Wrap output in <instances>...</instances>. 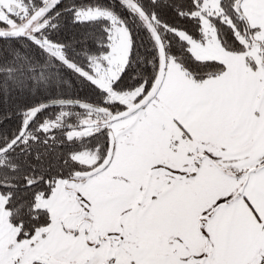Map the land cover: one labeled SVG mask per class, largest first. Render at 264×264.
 <instances>
[{"label": "snow or ice", "instance_id": "obj_1", "mask_svg": "<svg viewBox=\"0 0 264 264\" xmlns=\"http://www.w3.org/2000/svg\"><path fill=\"white\" fill-rule=\"evenodd\" d=\"M0 106V264H264V0H0Z\"/></svg>", "mask_w": 264, "mask_h": 264}, {"label": "trees", "instance_id": "obj_2", "mask_svg": "<svg viewBox=\"0 0 264 264\" xmlns=\"http://www.w3.org/2000/svg\"><path fill=\"white\" fill-rule=\"evenodd\" d=\"M165 18L172 22V14L170 12L165 15ZM63 35H71V31H66ZM0 110H3V106H0Z\"/></svg>", "mask_w": 264, "mask_h": 264}]
</instances>
